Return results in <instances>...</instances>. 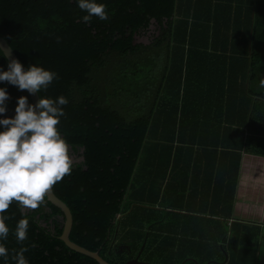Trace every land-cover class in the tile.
Returning a JSON list of instances; mask_svg holds the SVG:
<instances>
[{
	"label": "trees",
	"instance_id": "trees-1",
	"mask_svg": "<svg viewBox=\"0 0 264 264\" xmlns=\"http://www.w3.org/2000/svg\"><path fill=\"white\" fill-rule=\"evenodd\" d=\"M95 2L106 5L107 20L93 17L84 23L87 13L78 7V0H0V35L25 69L39 66L57 73L58 78L38 93L39 99L64 96L68 100L58 130L81 162L73 163L71 175L58 182L53 192L71 209L70 239L99 252L109 264H127L139 253V261L144 256L142 262L152 264H226L225 247L210 238L169 237L165 218H156L155 204L160 200L153 205L138 202L130 190L141 152L157 125V106L170 97L173 126L182 125L183 115L189 117L182 104L187 87H199L200 72L212 71L203 56L227 53L225 47L215 45L216 33H222L217 24L229 26L226 37L238 36L234 22L243 6L239 0ZM245 5L251 25L244 30L249 58L241 54L242 59L232 60L235 73L223 76V96L228 95L224 88L230 83L238 89V100L244 101L249 84V106L239 110L238 121L228 120L237 126L239 143L231 203L240 174V151L264 157V86L260 83L264 80V0H248ZM8 63L0 51V71H7ZM0 88L9 96L0 119L14 118L21 96L32 105L26 90L7 82H0ZM245 129L249 140L244 142ZM4 215L9 235L0 243L9 255L7 260L0 257V264H16L12 257L22 247L27 248L23 254L28 264H98L60 239L64 214L47 197L36 210L22 211L13 202ZM22 219L28 221L27 239L18 243L15 229Z\"/></svg>",
	"mask_w": 264,
	"mask_h": 264
},
{
	"label": "crops",
	"instance_id": "crops-1",
	"mask_svg": "<svg viewBox=\"0 0 264 264\" xmlns=\"http://www.w3.org/2000/svg\"><path fill=\"white\" fill-rule=\"evenodd\" d=\"M239 1L241 17L234 22L239 35L226 37L229 26L217 24L222 33H216L215 45L225 47L227 53L203 56L212 64L211 73L200 72L199 87H187L182 104L189 117L183 115L182 125L173 126L170 97L157 106V125L141 152L130 193L146 204L160 200L155 204L156 218H165L169 237L210 238L225 247L226 264L229 260L264 264V157L240 151V174L231 203L239 143L237 126L228 120L238 121L239 110L249 106V84L244 101L238 100V89L230 83L224 88L228 95L223 96V76L235 73L231 61L242 59L241 54L249 58V37L244 32L249 28L248 0ZM230 51L240 55L232 58ZM245 130L244 142L249 140Z\"/></svg>",
	"mask_w": 264,
	"mask_h": 264
},
{
	"label": "clouds",
	"instance_id": "clouds-1",
	"mask_svg": "<svg viewBox=\"0 0 264 264\" xmlns=\"http://www.w3.org/2000/svg\"><path fill=\"white\" fill-rule=\"evenodd\" d=\"M78 7L87 14L84 23L93 17L107 20L106 5L95 0H78ZM2 51V50H0ZM5 55H10V49ZM57 73L39 66H29L25 71L20 62L11 59L7 71H0V82L17 86L30 94L40 93L57 79ZM264 86V80L260 81ZM9 99L5 89L0 88V115L6 113L5 102ZM68 103L64 96L41 98L31 105L27 97L18 98L14 118L0 119V240H6L9 227L4 213L16 202L22 211L36 210L45 203L46 196L54 186L70 176L73 156L69 144L62 138L58 125L64 116L63 106ZM28 221L22 219L16 226L18 243L27 239ZM26 247L15 252L16 264H28L24 256ZM8 249L0 243V257L8 259Z\"/></svg>",
	"mask_w": 264,
	"mask_h": 264
},
{
	"label": "water",
	"instance_id": "water-1",
	"mask_svg": "<svg viewBox=\"0 0 264 264\" xmlns=\"http://www.w3.org/2000/svg\"><path fill=\"white\" fill-rule=\"evenodd\" d=\"M9 49H10V55H5L4 53H6L7 50ZM0 50H2V53L6 56L8 61H10L11 59H15L22 64V62L20 61V59L18 58V56L16 55L12 47L9 45L8 41L1 35H0ZM22 66H23V69L27 71L23 64ZM28 94L30 96L32 105H35L36 103H38L39 101L38 93L36 94L28 93ZM46 197H47L48 202L58 207L64 214V229H63L62 235L60 236V239L65 243V245L71 250L81 255L90 257V259L96 261L98 264H109L104 259H102L99 252L89 251L79 246L78 244L74 243L70 239V234L72 232L73 222H74L71 209L68 207L66 203H64L59 197H57L56 194H54L53 189ZM129 250L131 251L130 248ZM140 254L141 253H139V256H137L136 259L129 261L127 264H151V263H145V262L139 261Z\"/></svg>",
	"mask_w": 264,
	"mask_h": 264
},
{
	"label": "rangeland",
	"instance_id": "rangeland-1",
	"mask_svg": "<svg viewBox=\"0 0 264 264\" xmlns=\"http://www.w3.org/2000/svg\"><path fill=\"white\" fill-rule=\"evenodd\" d=\"M69 151H70V154L73 156L74 163L76 164L80 163L81 159L77 155H74L71 149H69ZM144 260H146V257L143 256L141 261H144ZM146 263H149V262H146Z\"/></svg>",
	"mask_w": 264,
	"mask_h": 264
},
{
	"label": "flooded vegetation",
	"instance_id": "flooded-vegetation-1",
	"mask_svg": "<svg viewBox=\"0 0 264 264\" xmlns=\"http://www.w3.org/2000/svg\"><path fill=\"white\" fill-rule=\"evenodd\" d=\"M133 259H135V257H133Z\"/></svg>",
	"mask_w": 264,
	"mask_h": 264
}]
</instances>
